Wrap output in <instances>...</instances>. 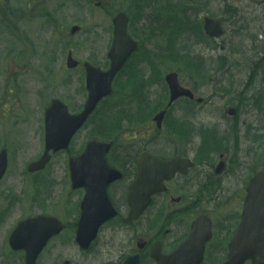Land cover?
Instances as JSON below:
<instances>
[{
  "label": "rangeland",
  "instance_id": "374dc122",
  "mask_svg": "<svg viewBox=\"0 0 264 264\" xmlns=\"http://www.w3.org/2000/svg\"><path fill=\"white\" fill-rule=\"evenodd\" d=\"M5 1L9 2V8H12L14 19L8 17L11 20L9 25L0 22V146L8 142V154L10 156L12 152L13 157L10 156L8 172L0 184V264H23L22 254H13L6 244L7 231L11 226L18 219L30 215L36 216L40 212H53L71 221L73 215H76L74 211L77 210V199L79 201L80 198L69 186L66 166L68 154L54 155L48 167L41 172L31 174L27 170V165L37 161L45 149L43 141L41 142L43 135L41 137L40 135L43 133L46 104L51 98L60 97L68 102L74 112L81 110L87 99L84 86L86 76L81 67L76 70L66 67L68 50L73 49L75 57L80 60H89L106 66L113 30L110 29L112 17L109 16V12L101 9L102 7H95L94 0ZM156 1L158 0H155V3ZM203 1L206 5V0ZM162 2L167 3L168 0ZM129 3L131 0H107L106 8L113 11V14L122 8L131 12L130 6L127 7ZM229 3L235 6L239 15L237 21L229 19L225 24L226 34L222 39L225 40L226 50L223 51L218 47L222 39L218 41V46L216 45L218 48L215 49L212 43H205L203 55L209 56L210 60L201 63L204 66L201 68H205L211 75H217V80L208 83L205 79L208 75L192 78L198 83L197 93L206 98L205 105L200 106L199 109L203 111V117L209 120H203L196 115L191 104L179 101L173 111L168 113L164 129L152 137L142 138L150 129L153 116L165 106V97L161 98L162 95L165 96L162 93L164 88L158 86L155 78L149 79V74L144 76L142 82L130 69H127L115 83L118 85L115 97L98 107V113L81 130L69 152L78 155L80 148H83L91 137L102 139L101 132L104 133L106 130L112 138L116 134H122L119 148L115 151L117 155H120L131 142L126 140L129 136H136V144L155 153H160L161 148L158 147L162 146L166 149L181 150L179 148H182L194 155L192 150H197L204 136L171 134L169 124L173 119L184 115L196 125L202 123L206 125L205 128H211L213 127L211 125L216 124L221 130L226 129L231 122L224 117L223 110L232 103V93L242 91L244 82H250V86L253 87H260L249 77L255 64L251 62L257 58L254 44L264 41V0H230ZM208 6L210 8L206 11L209 14L217 17L225 15L226 3L223 0H213ZM133 22L138 23L136 20ZM75 24L81 25V29L72 35L70 29ZM137 37L144 43L142 52L150 49V46L153 48L150 40H146L149 35L142 29ZM263 47L264 43L258 45L257 55L263 54ZM219 55L227 58L226 66L221 67L220 70L217 59ZM221 62L223 63L224 60ZM156 64L161 76L165 73V69L172 66L174 68L178 63L164 58ZM140 69L142 73L143 70H149L147 63L143 61ZM182 75L186 84L192 80L189 74ZM236 81L239 82L234 89L232 84ZM112 110L119 112L120 124H112L109 129L104 130L102 124L99 126V122L105 120V116ZM17 111L20 113L17 114ZM239 113L237 121L248 120L256 126L264 127V111L259 112L254 109L252 102L245 103ZM25 114L28 116L25 117ZM36 129L39 134L38 137L36 134L33 144L32 134ZM223 144L229 146L233 153L247 151L250 157L243 163L250 161L251 167L264 162L261 148H256L254 149L256 152H252L253 148L247 143L238 146H232L228 142ZM213 161L214 157L207 162L211 164ZM154 223L156 220L149 216L145 219L144 226L150 227ZM115 229H117L115 224L107 226L99 240L111 238ZM71 236L70 228L61 238L52 241L49 248L42 253L44 256L40 264H64L66 261L71 264H110L108 262L112 258L110 244H106L104 252L98 254L99 241L91 253L84 255L77 251ZM127 236L125 232H118L116 236L118 245L124 244ZM218 262V259H212L209 264Z\"/></svg>",
  "mask_w": 264,
  "mask_h": 264
},
{
  "label": "flooded vegetation",
  "instance_id": "af4514ba",
  "mask_svg": "<svg viewBox=\"0 0 264 264\" xmlns=\"http://www.w3.org/2000/svg\"><path fill=\"white\" fill-rule=\"evenodd\" d=\"M0 6L8 8V3L4 0L0 3ZM168 34L171 37V28L169 21ZM174 70V69H173ZM156 82L160 85V80L157 78ZM177 104V103H176ZM175 104V105H176ZM172 107V106H170ZM169 109V108H168ZM132 146V145H131ZM159 152L161 154H155V151L149 150L152 155L161 156L164 159L172 158L176 155L182 156V148L178 149H166L162 146ZM164 149V150H163ZM165 150H171V153H167ZM189 152V151H187ZM195 153L193 157L190 153L185 158H192L195 165L189 169L188 172L179 173L173 179L167 183V191L159 194L153 203V207L143 216H163L164 220L159 227H145V218H141L138 222L131 225H121L122 217L116 219L118 226L112 233L111 238L106 239L104 243L97 246L98 254H102L106 244H110L111 247V259L108 260L110 264H124L125 260L129 256L139 255V264H158V262L152 257L153 246L158 241H162V248L166 253H172L177 250L179 245L188 237V231L190 232L191 223L200 215L207 214L213 220L215 225V240L218 241V249L216 254L220 253L225 255L226 244V231L228 228H232V208L234 198L231 190L229 189V183L234 180L229 176H225L220 182L216 183V179L219 177L215 172V165L219 163L223 158L226 159V172H231L232 168V153L228 148L223 151H219L215 155V159L212 165H207L206 162L211 159L212 153L206 152V156H202L200 150H192ZM120 155H123L124 159H116L123 169V173L131 178L134 174L137 175V164L139 153L135 156L132 149H124ZM201 157L198 162L197 157ZM223 156V158H222ZM203 158V159H202ZM241 176V172H240ZM133 177V178H134ZM242 177V176H241ZM132 178V179H133ZM131 179V180H132ZM130 180V181H131ZM129 186L122 183H117L115 186L109 189V196L113 201V204L117 206L120 204L128 207V195ZM82 193L81 191H79ZM237 196V195H236ZM114 205V206H115ZM80 205L78 206V208ZM80 210V208H79ZM125 232L128 234L127 240L123 244L117 243V233ZM122 246V247H121ZM211 244L209 248H211ZM207 250V249H206ZM116 256L118 259L115 260ZM208 257V255H207Z\"/></svg>",
  "mask_w": 264,
  "mask_h": 264
},
{
  "label": "water",
  "instance_id": "95a60500",
  "mask_svg": "<svg viewBox=\"0 0 264 264\" xmlns=\"http://www.w3.org/2000/svg\"><path fill=\"white\" fill-rule=\"evenodd\" d=\"M127 22L128 19L124 13H119L115 18V39L114 45L111 52L112 60V68L108 72H102L100 69H96L88 64V80L87 86L90 89L89 101L86 105V110L79 114L78 116L70 115L68 109L59 101L56 100L53 104L47 109L46 121H47V151L46 155L36 164L31 165L32 169L43 168L50 158V154L48 151L50 148H54V150H58L59 148L68 147L69 140L75 134L76 130L87 120L90 113L94 110L96 104L100 101L103 96L111 95L113 92L111 81L116 75L115 73L121 68L124 64V61L131 55V53L137 48L138 44L132 40L127 33ZM78 29V26L73 28V32ZM206 33L212 37H219L222 35L223 31L219 22H214L212 19L207 18L205 23ZM75 61L72 56H69L68 65L75 66ZM168 83H170L171 94H173L172 99H175L182 95L190 94L189 91L184 90L180 83L178 82L177 74H170L167 77ZM109 143L91 141L88 146V149L79 159H74L71 161L72 164V175H73V186H80L84 184L86 186H96L97 188H104L106 182L111 179L112 171L107 167L108 163L106 162L107 151L110 148ZM85 160L97 161L101 163L102 168H104V174L110 175L108 178L104 176L105 180L103 183H94L93 185H89L86 183H82L86 175L83 173L88 171L86 165H81ZM107 164V165H106ZM81 165V166H80ZM97 175L93 174L92 178H96ZM145 181L144 174L140 176V181ZM146 181H149V177H146ZM143 192L145 194L146 199L151 195L150 193L154 190L149 187H143ZM143 205V204H142ZM146 207L144 202L143 208ZM84 217L83 222L80 227L79 233V241H82V234L84 233L85 226ZM42 226L44 224L40 222ZM90 227V226H89ZM43 238V236H41ZM91 238H89L90 240ZM31 251H36V249L31 248ZM177 258V256H175Z\"/></svg>",
  "mask_w": 264,
  "mask_h": 264
},
{
  "label": "trees",
  "instance_id": "16d2710c",
  "mask_svg": "<svg viewBox=\"0 0 264 264\" xmlns=\"http://www.w3.org/2000/svg\"><path fill=\"white\" fill-rule=\"evenodd\" d=\"M135 5V2H134ZM134 5L133 10L135 9ZM202 2L199 0H179L178 2H174L172 0H168V6H169V17L170 21L172 22L171 26L175 29V32H179L180 30H185L187 28H190L192 31L195 32L193 35L195 38H198L200 40H203L202 37V31L200 26V21L198 19V14L202 9ZM194 9V16H197V18H194V16H191V14H187L188 10ZM184 13L185 18L180 16L181 13ZM228 14H230V17L237 19L238 13L233 6L228 5ZM227 17L225 20L228 21ZM180 35H176L175 38L172 39V50L173 54L177 55L181 50H185L188 48V46H185V43L181 42V46L176 44V40L179 39ZM180 57V56H179ZM192 64V63H190Z\"/></svg>",
  "mask_w": 264,
  "mask_h": 264
}]
</instances>
